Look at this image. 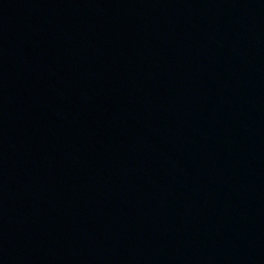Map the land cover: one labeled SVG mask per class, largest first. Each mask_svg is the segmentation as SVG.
<instances>
[{
	"label": "water",
	"instance_id": "obj_1",
	"mask_svg": "<svg viewBox=\"0 0 264 264\" xmlns=\"http://www.w3.org/2000/svg\"><path fill=\"white\" fill-rule=\"evenodd\" d=\"M0 264H264V0H0Z\"/></svg>",
	"mask_w": 264,
	"mask_h": 264
}]
</instances>
